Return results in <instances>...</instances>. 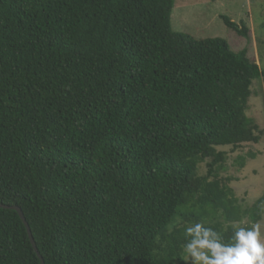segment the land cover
<instances>
[{"label":"trees","instance_id":"obj_1","mask_svg":"<svg viewBox=\"0 0 264 264\" xmlns=\"http://www.w3.org/2000/svg\"><path fill=\"white\" fill-rule=\"evenodd\" d=\"M173 6L0 0V203L43 264H185L186 226L232 243L262 219L264 191L243 208L220 148L259 142L246 110L264 67L172 30ZM0 264H40L11 208Z\"/></svg>","mask_w":264,"mask_h":264},{"label":"rangeland","instance_id":"obj_2","mask_svg":"<svg viewBox=\"0 0 264 264\" xmlns=\"http://www.w3.org/2000/svg\"><path fill=\"white\" fill-rule=\"evenodd\" d=\"M221 15L229 17L239 26L244 24L247 37H241L229 29ZM170 24L172 30L188 33L195 38H225L233 50L245 48L248 57L261 69L264 67V0H174ZM246 114L261 131L259 142L243 143L236 149L230 146L220 148L226 152L221 175L230 178L229 185L243 208L264 191V77L252 83ZM205 171V163H201L199 173ZM258 223L264 239V207ZM185 264H191L186 256Z\"/></svg>","mask_w":264,"mask_h":264},{"label":"clouds","instance_id":"obj_3","mask_svg":"<svg viewBox=\"0 0 264 264\" xmlns=\"http://www.w3.org/2000/svg\"><path fill=\"white\" fill-rule=\"evenodd\" d=\"M232 243H224L222 236L203 223L186 226L183 250L191 264H264V239L261 225L251 227L233 225Z\"/></svg>","mask_w":264,"mask_h":264},{"label":"water","instance_id":"obj_4","mask_svg":"<svg viewBox=\"0 0 264 264\" xmlns=\"http://www.w3.org/2000/svg\"><path fill=\"white\" fill-rule=\"evenodd\" d=\"M0 207H2V208H11V209H14V210L18 213L20 219L22 220V222H23V224H24V226H25V228H26V230H27V234H28V237H29L30 243H31V245L33 246V248H34L36 254H37V255L39 256V258H40V264H43L42 258H41V256L39 255V253H38V251H37V248H36V246H35V242H34V240H33V238H32V235H31V232H30L29 226H28V224H27V222H26V220H25V218H24V216H23V213H22L21 209H20L18 206H16V205L10 206V205H6V204H3V203H0Z\"/></svg>","mask_w":264,"mask_h":264}]
</instances>
